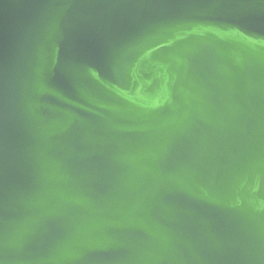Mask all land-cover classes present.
<instances>
[{
  "label": "water",
  "instance_id": "water-1",
  "mask_svg": "<svg viewBox=\"0 0 264 264\" xmlns=\"http://www.w3.org/2000/svg\"><path fill=\"white\" fill-rule=\"evenodd\" d=\"M0 264H264V0H0Z\"/></svg>",
  "mask_w": 264,
  "mask_h": 264
}]
</instances>
